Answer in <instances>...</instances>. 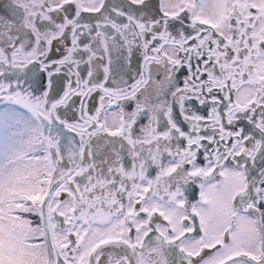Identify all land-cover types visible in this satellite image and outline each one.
Masks as SVG:
<instances>
[{
  "label": "snow or ice",
  "instance_id": "snow-or-ice-1",
  "mask_svg": "<svg viewBox=\"0 0 264 264\" xmlns=\"http://www.w3.org/2000/svg\"><path fill=\"white\" fill-rule=\"evenodd\" d=\"M2 7L0 264H264V0Z\"/></svg>",
  "mask_w": 264,
  "mask_h": 264
},
{
  "label": "flooded vegetation",
  "instance_id": "flooded-vegetation-1",
  "mask_svg": "<svg viewBox=\"0 0 264 264\" xmlns=\"http://www.w3.org/2000/svg\"><path fill=\"white\" fill-rule=\"evenodd\" d=\"M7 2V0H0V14H2L3 13V11H4V9H3V4H5ZM152 2L153 3H155V4H158V0H152ZM91 103H97V101L96 100H93V101H91Z\"/></svg>",
  "mask_w": 264,
  "mask_h": 264
}]
</instances>
